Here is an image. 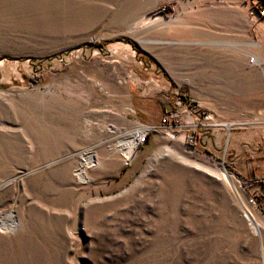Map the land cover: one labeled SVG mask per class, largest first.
Masks as SVG:
<instances>
[{"label": "rangeland", "instance_id": "1", "mask_svg": "<svg viewBox=\"0 0 264 264\" xmlns=\"http://www.w3.org/2000/svg\"><path fill=\"white\" fill-rule=\"evenodd\" d=\"M258 10L0 0V264H264V138L238 156L231 139L264 137L249 101L264 96ZM252 69L259 86L244 81ZM176 100L184 117L163 120ZM136 133L125 161L117 142Z\"/></svg>", "mask_w": 264, "mask_h": 264}, {"label": "crops", "instance_id": "2", "mask_svg": "<svg viewBox=\"0 0 264 264\" xmlns=\"http://www.w3.org/2000/svg\"><path fill=\"white\" fill-rule=\"evenodd\" d=\"M258 25L261 27V28H263L264 29V17H263V19H261V21H259V23H258ZM256 64L257 65H263L264 64V57H261V56H258V57H256ZM260 71V70H259ZM260 73L261 72H258L256 69H252V71L250 72V75H248V77H246L245 75V79H244V81L247 83V84H250V86H252L253 85V82L255 83V84H257L258 86L260 85V80H261V77H260ZM249 81V82H248ZM251 88V87H250ZM259 88V87H258ZM258 88H255L256 90L258 89ZM253 89V88H252ZM259 96H256L254 99H252V100H250L249 99V101L250 102H256V104H255V106H256V109H260V110H263L264 111V96L263 97H260L259 99ZM244 101H246V99L244 98ZM246 110H247V108H245ZM260 113V112H259ZM250 119V118H249ZM248 121V123L247 124H245L246 126H248V128H249V133H256L257 131H255L256 129L255 128H257L256 126H260L261 125V121L259 120V119H252V120H247ZM216 126H222V127H224V125H223V122L222 123H217L216 124ZM225 128V127H224ZM241 132H248V131H246L245 129H243V130H241L240 131V133ZM259 136H261V135H258V136H255V137H251V138H248L247 136H236L235 137V135H232L231 136V139H233V143H234V146H237L236 148H233L234 150H235V156H238V155H241V154H243L242 153V151H241V148L240 147H238V144H240L239 142H241V141H247V140H249L250 142H252V141H255V140H262L264 137H259ZM240 173V172H239ZM249 174H250V176H249V180H248V182H251V181H255L256 180V177H254V175L256 174V172H254V170L253 169H250V172H249ZM257 176V175H256ZM253 177L255 178V179H253ZM243 180H245V179H243ZM246 180V181H247ZM253 186V185H252Z\"/></svg>", "mask_w": 264, "mask_h": 264}, {"label": "bare ground", "instance_id": "3", "mask_svg": "<svg viewBox=\"0 0 264 264\" xmlns=\"http://www.w3.org/2000/svg\"><path fill=\"white\" fill-rule=\"evenodd\" d=\"M253 59V58H252ZM251 59V60H252ZM253 60H255V58L253 59ZM244 121H239V123L240 124H242ZM212 124H214V125H216L215 123H212ZM232 124H234V122H227V125H226V128L228 129ZM223 125H224V127H225V124L223 123ZM146 130V128H143L142 129V131L141 132H144ZM148 131V130H147ZM139 133H136V134H132V135H130L129 137H126V138H124V139H122V140H118V145H119V147L122 149V153H123V155H124V158H125V161H127L128 160V158L130 157V155H131V153L133 152V150H134V148H135V144H136V136L138 135ZM146 133H144V134H141L140 136H138V138H137V144H138V142L140 141V139H141V137L143 136V135H145ZM91 155L92 154H88L87 155V157L86 156H84L83 158H82V160H81V163L84 165V166H91L90 165V163H92L91 162V160H90V158H91ZM92 159V158H91ZM94 164V163H93ZM211 173L212 174H214L215 176H218V178H220V179H222L224 182H225V184L229 187V188H232L233 190H235L236 191V186H235V180H234V178H233V176L232 175H230V174H228V172L227 171H225V170H222V169H220V170H218V171H211ZM238 197V196H237ZM249 206V205H248ZM250 206H252V205H250ZM252 208H253V206H252ZM253 211H254V209H253ZM241 212H242V210H241ZM245 215L247 216V217H250V215H249V212L247 211V210H245ZM243 213H241V215H242ZM255 224V222L254 221H252V225H254ZM252 227V226H251ZM252 229L256 232V231H258L259 232V230H257V228H253L252 227Z\"/></svg>", "mask_w": 264, "mask_h": 264}, {"label": "built area", "instance_id": "4", "mask_svg": "<svg viewBox=\"0 0 264 264\" xmlns=\"http://www.w3.org/2000/svg\"><path fill=\"white\" fill-rule=\"evenodd\" d=\"M258 14L264 15V11L263 10H258ZM180 100L183 102L185 99L183 100L182 98H180ZM182 106L184 107L185 105H182V103L179 100H176L174 102L173 106L171 107V109L170 110H166V114L164 115L163 120H165V118H167V119H173L174 118L176 123H180V121L184 117V114H182L180 112L178 114V112H177L178 110L177 109L180 110L182 108ZM204 119L210 120L211 118H210L209 115H204ZM188 123H190V124L192 123V119L191 118H190V121ZM191 126L195 127L196 125L195 124H191ZM192 129L194 130L195 128H192ZM144 136L141 137L139 142H141V140L143 141ZM186 141L188 143H192V141H194V137H193L192 133L187 136ZM246 186H248V188H250L251 185L249 183H247ZM260 194H261V192H260ZM260 194H259L258 190L251 189L250 190V194L247 193V195H248L247 199L251 203V205L253 206L254 211L258 210L261 213L262 212V208L260 207L259 203L256 201L257 196L258 195L260 196Z\"/></svg>", "mask_w": 264, "mask_h": 264}, {"label": "trees", "instance_id": "5", "mask_svg": "<svg viewBox=\"0 0 264 264\" xmlns=\"http://www.w3.org/2000/svg\"><path fill=\"white\" fill-rule=\"evenodd\" d=\"M180 97L184 100L185 99V97L184 96H182V95H180ZM237 175H239V177H241V175L238 173V172H235ZM253 179H255L254 177H253ZM242 183L244 184L245 182L244 181H242Z\"/></svg>", "mask_w": 264, "mask_h": 264}]
</instances>
